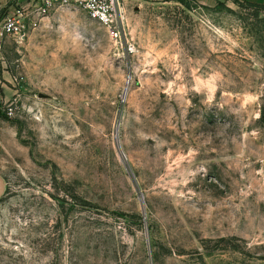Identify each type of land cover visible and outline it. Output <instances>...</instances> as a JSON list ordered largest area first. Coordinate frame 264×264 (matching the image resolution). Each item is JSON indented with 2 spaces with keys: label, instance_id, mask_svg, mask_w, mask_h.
Returning a JSON list of instances; mask_svg holds the SVG:
<instances>
[{
  "label": "rangeland",
  "instance_id": "374dc122",
  "mask_svg": "<svg viewBox=\"0 0 264 264\" xmlns=\"http://www.w3.org/2000/svg\"><path fill=\"white\" fill-rule=\"evenodd\" d=\"M30 4L0 0L25 16L0 47V264H264V8L121 0L115 38Z\"/></svg>",
  "mask_w": 264,
  "mask_h": 264
},
{
  "label": "built area",
  "instance_id": "2783aa9c",
  "mask_svg": "<svg viewBox=\"0 0 264 264\" xmlns=\"http://www.w3.org/2000/svg\"><path fill=\"white\" fill-rule=\"evenodd\" d=\"M69 5L82 7L91 18L104 25L110 35L121 37L124 27V18L121 0H31L30 15L46 16L54 9ZM24 14L14 13L7 15L0 23V47L5 37L9 35L24 36ZM23 18V19H22Z\"/></svg>",
  "mask_w": 264,
  "mask_h": 264
},
{
  "label": "water",
  "instance_id": "95a60500",
  "mask_svg": "<svg viewBox=\"0 0 264 264\" xmlns=\"http://www.w3.org/2000/svg\"><path fill=\"white\" fill-rule=\"evenodd\" d=\"M128 87L126 88L127 91ZM6 190V181L5 178L0 174V199L2 197V195L4 194Z\"/></svg>",
  "mask_w": 264,
  "mask_h": 264
},
{
  "label": "crops",
  "instance_id": "0c3cea01",
  "mask_svg": "<svg viewBox=\"0 0 264 264\" xmlns=\"http://www.w3.org/2000/svg\"><path fill=\"white\" fill-rule=\"evenodd\" d=\"M199 1L205 2L207 0H199ZM243 1H248V2L257 3V4H264V0H243Z\"/></svg>",
  "mask_w": 264,
  "mask_h": 264
},
{
  "label": "trees",
  "instance_id": "16d2710c",
  "mask_svg": "<svg viewBox=\"0 0 264 264\" xmlns=\"http://www.w3.org/2000/svg\"><path fill=\"white\" fill-rule=\"evenodd\" d=\"M246 2L253 5V6L264 8V4H257V3H252V2H248V1H246Z\"/></svg>",
  "mask_w": 264,
  "mask_h": 264
}]
</instances>
